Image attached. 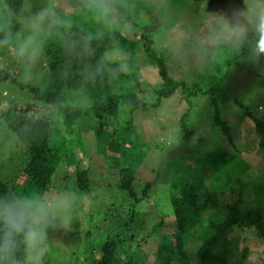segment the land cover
I'll list each match as a JSON object with an SVG mask.
<instances>
[{
  "label": "rangeland",
  "instance_id": "rangeland-1",
  "mask_svg": "<svg viewBox=\"0 0 264 264\" xmlns=\"http://www.w3.org/2000/svg\"><path fill=\"white\" fill-rule=\"evenodd\" d=\"M128 1L140 19L147 18L146 14L142 16L141 13L144 3L155 11L163 12L161 20L167 25L166 31L163 28L152 33L157 36L155 45L162 48L160 51L168 59L170 73L175 79L191 86L197 78V72L204 68L200 67L209 63L207 59L210 57L215 74L219 70L231 73L226 79L227 91L218 96L219 111L222 118L231 125L234 143L245 162L242 173H239L240 178L250 184L241 191L238 184L233 182L234 196L242 195L247 207L258 204L260 196L256 197V193L264 185V151L259 148L260 137L256 134L254 122L235 100L245 104L253 115L264 117V55L251 51L243 58V70L235 66L228 68L225 61L231 57L232 52L235 55L236 49L240 48L248 36H258L256 27L260 18L264 17V0H116L118 4ZM93 11H75L67 5L66 0H25L23 10L16 15V20L22 24L21 29L14 37L9 52H1L0 68L18 73L23 82L46 87L49 68L44 65L48 60L45 47L54 32L56 35L60 32L61 22L57 19L65 21L69 26L73 23L81 24L98 36L122 29V20L116 18L112 8L106 16H101L94 7ZM221 44L226 47L219 50ZM22 47L25 49L23 53ZM135 52L142 53V50L138 48ZM107 57L123 71L136 76L142 88L151 92L146 94L149 100H155V90L164 85L154 65L133 66V61H129L132 53L118 49L109 51ZM51 60L50 57L48 61ZM201 84L203 87L209 85L208 82ZM113 90L117 95L131 91L139 93L134 82L121 78L114 80ZM11 99L27 103L32 102L33 95L16 84L2 82L0 115L6 101ZM62 104L87 108L93 101L81 90H69ZM214 113L215 107L209 94L188 98L179 89L170 97L163 98L158 108L143 110L121 103L116 124L111 121L107 125L112 130L114 128V132H106L99 138L95 133L97 122L91 112L81 115L75 126L68 128L62 114L55 110L53 118L56 131L52 145L59 152L77 148L76 151L85 154L91 164V188L86 193L71 192L58 197L53 192L49 200H44L36 191L29 195L30 189L25 187L24 182L15 179L16 174L26 165L28 154L25 144L0 116V177L14 187L20 199L31 198L51 206L47 222L43 225V238L34 248L38 250L31 258L25 259V263L86 264L89 247L95 238L92 235L100 229L108 210L116 205L119 212H123L121 220L115 228L105 226L102 229L106 230L107 227L122 232L124 237L136 233L138 242L135 244L144 240L148 248H140L141 251L135 256L140 259V264H153L160 244L169 239L159 238V235L151 236L152 227L160 220L165 223L174 220L171 199L177 194L173 181L177 178L179 164L188 155L197 154L216 144L232 148L214 124ZM184 130H194L195 135L186 138ZM77 157L78 154L74 153L69 156L71 161ZM138 163L139 166H136ZM125 166L136 169V180L131 191L119 186V169ZM147 181H151L152 185L147 197H144L143 189ZM223 193L225 199L232 198L229 188L224 189ZM109 222L112 224L116 221L111 219ZM202 228L200 225L194 235L200 234ZM163 230L171 233L168 229ZM90 231L95 232L91 234L92 238L87 234ZM249 232H237L242 241L234 255L230 256V262L245 256L264 262V239H258ZM103 238L104 235L101 236ZM94 242L99 244L101 240L95 238ZM200 244L201 240L195 236L191 238L188 263L198 262L194 256Z\"/></svg>",
  "mask_w": 264,
  "mask_h": 264
},
{
  "label": "trees",
  "instance_id": "trees-1",
  "mask_svg": "<svg viewBox=\"0 0 264 264\" xmlns=\"http://www.w3.org/2000/svg\"><path fill=\"white\" fill-rule=\"evenodd\" d=\"M66 2L75 11L94 12L93 0H66ZM103 3L113 9L117 19L122 20V29H114L98 36L90 33L81 24L73 23L69 26L64 23L65 21L57 19L59 23L61 22L60 32L57 35L54 32L45 47L48 60L52 58L51 61L47 60L44 63L49 68L46 87L41 88L23 82L18 73L0 68V84L8 81L29 90L33 95L32 102L27 103H20L15 99L7 100L0 115L17 138L25 144L28 154L26 165L16 174L15 179L24 182L25 187L30 189L29 195L36 191L44 200H49L53 192L58 197L71 192L86 193L90 190L91 164L85 154L76 151L77 148L59 152L52 145L56 131V121L53 118L55 110L62 114L68 128H73L81 115L91 112L97 122L95 133L101 138L106 132H114V128L112 130L111 126L107 127V125L111 121L116 124L121 103L148 110L158 108L163 98L170 97L179 89L188 98L209 94L215 107L213 122L225 136V141L230 145L228 146L232 148L216 144L197 154L188 155L179 164L177 178L173 181L177 194L171 199L174 206V220L169 223L160 220L152 227L151 236L159 235V238L169 239L160 244L153 264H190L188 246L193 236L201 240L200 246L195 251L194 258L198 259L196 264H264L263 260H251L246 256L230 262V256L234 255L242 241L237 235L238 231H250L249 233L258 239H264V185L260 186L261 190L256 193V197L260 196L258 204L252 207L246 206L242 195L234 196L233 182L238 184V189L241 191L250 184L240 178L245 162L240 156V149L234 143L231 125L222 118L219 111L218 96L227 91L226 79L231 73L229 74V71L222 73L219 70V73L215 74L212 61H209L211 57H207L209 63L200 67L204 68L197 72V78L191 86L185 81L175 79L170 73L168 59L160 51L162 48H157L155 45L157 36L152 33L163 28L166 31L167 25L161 20L163 12L155 11L153 7L144 3L141 13L142 16L146 14L147 18L140 19L134 13V8H131L130 1L118 4L116 0H103ZM24 5L25 0H0V54L9 52L14 37L21 29L22 24L16 20V15L23 10ZM172 23L173 21L169 27ZM257 39L258 36L256 37L255 34L248 36L241 43L240 48L236 49L234 56L232 52L225 65L228 68L235 66L243 70L245 68L243 58L255 50ZM225 47L226 45L221 44L218 49ZM138 48L142 53L135 52ZM115 49L132 53V59L129 61H133V66L152 64L158 69L164 87L155 90L154 101L146 96L151 92L142 88L136 76L123 71L117 63L108 59L107 53ZM117 78L134 82L139 93L131 91L128 94L117 95L113 90L114 80ZM203 82H208L209 85L203 87L201 84ZM69 90L83 91L92 99L93 104L87 108L62 104ZM235 101L254 122L256 134L260 137L259 148L264 151V117L253 115L245 104L238 99ZM182 125L184 127L183 121ZM184 131L186 138H193L195 135L194 130ZM199 141L202 143L201 139ZM72 153L78 154V157L71 161L69 156ZM135 180L134 167L125 166L119 169L118 181L123 190L131 191ZM151 185V181L146 182L143 189L144 197L150 192ZM226 188L230 189L231 199H225L223 196ZM18 196L14 187L0 177V203L19 200ZM122 214L123 212L120 213L115 205L108 210L104 222L96 233L87 232L90 238H92L91 234L95 233L92 236L100 239L101 243L97 244L94 242L95 238L92 239L88 258L85 259L86 264H140V259L135 254L141 251L140 248L145 250L148 248L146 241L143 240L136 245L135 242H138L136 233H129L124 237L122 232L107 228H115ZM111 219L115 220L116 224L113 222L111 224L109 222ZM200 225L203 226L201 233L194 235V231ZM105 226H107L106 230H103ZM163 229H168L171 233ZM4 232V226L0 223V243L3 241ZM102 235H104L103 239H101ZM34 251L25 245L22 236L16 237L13 252L0 253V264H26L25 259L31 258L36 253ZM33 261L38 262L36 259Z\"/></svg>",
  "mask_w": 264,
  "mask_h": 264
},
{
  "label": "clouds",
  "instance_id": "clouds-1",
  "mask_svg": "<svg viewBox=\"0 0 264 264\" xmlns=\"http://www.w3.org/2000/svg\"><path fill=\"white\" fill-rule=\"evenodd\" d=\"M92 7L97 9L101 16H106L110 11L103 0H93ZM256 32L258 39L255 52L257 55H264V17L260 18ZM24 50L22 47L21 53ZM50 208V205L31 198L0 203V223L5 229L0 253H12L16 237L20 236L29 249L36 248L43 238V225L47 222Z\"/></svg>",
  "mask_w": 264,
  "mask_h": 264
}]
</instances>
